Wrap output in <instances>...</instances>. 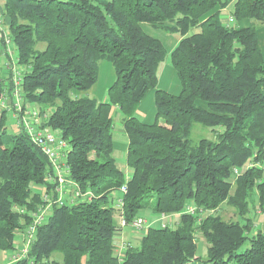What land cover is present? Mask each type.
Here are the masks:
<instances>
[{"label":"trees","instance_id":"1","mask_svg":"<svg viewBox=\"0 0 264 264\" xmlns=\"http://www.w3.org/2000/svg\"><path fill=\"white\" fill-rule=\"evenodd\" d=\"M2 1L25 100L48 113L46 124L69 144L71 179L90 192L52 204L27 257L9 264H264V231L256 226L250 233L253 217L247 216L251 210L264 215V54L256 27L264 22V0ZM226 7L230 22L221 17ZM243 19L251 23L241 25ZM142 22L180 34L169 53L179 93L157 87L168 52ZM102 60L115 72L107 100L80 95L97 81ZM7 72L0 77V98L11 81ZM153 89L156 115L147 123L138 105ZM113 107L128 136L129 176L113 156ZM4 113L0 252L16 249V232L52 189L47 157L24 131L8 133ZM195 122L210 127L215 138L193 142ZM34 184L44 191H34ZM187 204L196 212H182ZM222 204L244 221L224 219ZM159 212L177 218L150 226L120 257V217L130 222Z\"/></svg>","mask_w":264,"mask_h":264},{"label":"built area","instance_id":"2","mask_svg":"<svg viewBox=\"0 0 264 264\" xmlns=\"http://www.w3.org/2000/svg\"><path fill=\"white\" fill-rule=\"evenodd\" d=\"M2 21L3 18L0 14V41L3 40V54L6 57L4 66L11 72V81L7 84L6 89L3 90L0 98V109L11 113L19 130L24 131L29 139L47 157L51 166L47 180L52 187L51 193L43 192L41 203L31 211V222L23 230L16 232V249L11 251L7 256V264H9L27 257L31 243L33 242L35 230L44 221L52 204L74 202L76 199L90 196V192L81 191L80 187L71 179L69 166L66 163V152L69 144L57 131L52 130L46 124L48 113L43 111L37 104L25 100L22 90L23 68L17 64V58L11 47V39ZM226 21H232V16L229 15ZM6 92H8L7 95ZM234 171L237 172V169ZM120 189L125 191L126 185L122 184ZM121 204L122 199L118 198L117 205L121 207ZM196 210L197 207L194 204H187L182 212L194 213ZM20 211L23 212L22 209ZM172 217H175L174 214L159 212L149 217L136 216L128 222L121 216L120 225H130L135 230H142L144 232L154 224L164 227L173 219ZM17 236H20V240L17 239ZM128 247H130L129 241L117 243L116 250L118 255L123 257Z\"/></svg>","mask_w":264,"mask_h":264},{"label":"crops","instance_id":"3","mask_svg":"<svg viewBox=\"0 0 264 264\" xmlns=\"http://www.w3.org/2000/svg\"><path fill=\"white\" fill-rule=\"evenodd\" d=\"M229 13L230 12H229L228 7L224 8L221 11V17L224 20V22L228 18ZM250 23H251V21L249 19H243L240 21L241 25H248ZM141 25H142V28L148 34L159 38L163 42L167 52L171 51L173 49V47L177 44L178 40L180 39V34L177 31H173V30L168 31L162 27L153 26L152 24L147 23V22H142ZM167 25L173 26L174 22H169V23H167ZM256 27H257L258 42H259V45H260L262 52L264 54V22H258ZM5 58L6 57L3 54V45H2V42L0 41V77H2V78H6L7 73H8L7 71H9L4 66L5 65L4 64ZM164 61H165V59L158 66L157 87L162 88L164 90H167L171 93L177 94L181 90V85H180L179 81H177L173 76L175 74L177 76L176 70L172 69ZM167 74H169V75H167ZM114 76H115L114 68H112L110 63H108L105 60H102L99 63V67H98L97 81L90 88V97L95 98L98 101H100L102 99H106L107 87L112 83ZM177 79H178V77H177ZM7 94H8V92H6V95ZM154 96H155L154 89L148 91V93L145 95V97L141 100V102L138 105V111H139V113H141L140 116L143 119V121H145L147 123H151L155 120L156 106H155V97ZM145 102H147V104L150 106H145L144 105ZM113 108H114L113 109L114 114L116 116H118V119H119L118 121H120L118 108L117 107H113ZM113 131H115V133L117 132V133L121 134L123 137L122 139H125V142H121L119 140H116V138H114V134H113V147H114L113 156L115 157L117 164L124 168L125 174L127 176H129L130 171H129L127 164L125 162V152H126V147H127L128 136L125 133V131L123 130V127L121 124L118 127L114 126ZM148 212L149 211L145 210V211H143V214L146 215ZM115 241L119 244L122 241H129V242L133 243L131 241V239L128 238L127 236H124L123 233H120L117 237H115ZM1 264H7V258L6 257H4V260H3V262H1Z\"/></svg>","mask_w":264,"mask_h":264},{"label":"rangeland","instance_id":"4","mask_svg":"<svg viewBox=\"0 0 264 264\" xmlns=\"http://www.w3.org/2000/svg\"><path fill=\"white\" fill-rule=\"evenodd\" d=\"M2 2L3 1L0 0V5L2 4ZM11 47L14 50V53L16 55V50H15L14 45L12 43H11ZM169 53H170V51L167 53L164 62L167 63V65H169L172 69H175L173 67V65L171 64V62H170V55H169ZM107 62L110 63L109 61H107ZM110 65L112 66L111 63H110ZM112 68H113V66H112ZM167 75H169V74H167ZM173 76H174V78L177 81H179L177 79L176 74L173 75ZM113 80H114V78H113ZM80 95L90 97V89H88L87 91L81 92ZM107 98H108V95L106 96V99H102V100H107ZM144 105L145 106H150V105L147 104V102H145ZM113 109L111 111V114L113 116L114 126L115 127H118V126H120L121 122L118 121L119 120L118 119V116H116L114 114ZM137 113H138L139 117L141 118V116H140L141 113H139V111ZM3 116H4L3 117V121H4V123H5L6 127H7L8 133L12 134V133L19 132V128L16 126L15 119L12 118L11 113L9 111H6ZM119 116H120V118L122 117V114L120 112H119ZM159 121L162 123V119H160ZM113 134H114V138H116V140H119L121 142H125V139H122L123 137H122L121 134H119L117 132L115 133V131H113ZM201 137H206V138L214 139L215 138L214 131L211 130L210 127H206V126H204V125H202V124H200L198 122H195L193 124V127H192V131H191V134H190V139L193 142H195V141H197ZM236 174L238 175V170H237V172H235V175ZM32 188H33L34 191L42 193L44 191V189H45V186L42 185V184H34L32 186ZM233 188H234V186H232V190H233ZM258 211H260V210H258ZM258 211L257 210L256 211L251 210L250 212L247 213V216L253 217V225H254L253 228L254 229H252L250 231V233L251 232H254L258 228L261 229L262 231H264V215H262L263 213H261V212H260V214L259 213H256ZM219 214L224 219H233V220L239 219L240 221H244V219L242 217H239V215H237L235 208L233 206L229 205V204H222V209L219 210ZM172 218L175 220V218H177V217H172ZM170 226L171 227H174L175 226V222L171 223ZM256 226H258V228H256ZM120 233H123L124 236H127L128 238H130L131 241L133 242V244H138L139 243V239L143 235V231L142 230H135L131 226H123L120 230H118V232L116 233L115 237H117ZM197 236H198L197 237L198 238L197 242H198V246H199L198 247V252L199 253H203L204 252V249H205L204 239L199 234H197ZM17 239L20 240V236H17ZM10 252L11 251L0 252V264H1V262H3L4 257L7 258V256L10 254Z\"/></svg>","mask_w":264,"mask_h":264}]
</instances>
